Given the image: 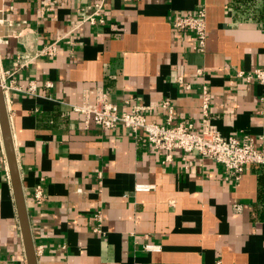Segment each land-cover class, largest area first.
I'll list each match as a JSON object with an SVG mask.
<instances>
[{
  "label": "crops",
  "instance_id": "1",
  "mask_svg": "<svg viewBox=\"0 0 264 264\" xmlns=\"http://www.w3.org/2000/svg\"><path fill=\"white\" fill-rule=\"evenodd\" d=\"M54 1L46 11L44 0H3L0 36V74L37 86L5 98L38 264H264V166L237 184L211 159L176 152L164 163L143 134L87 126L72 109L103 89L121 109L153 105L154 123L169 100L174 124L199 130L207 85L221 133L264 151V85L236 76L264 68V0H108L105 23L82 24L73 45L63 37L98 0ZM200 9L205 52L173 26ZM55 41L56 56H41ZM0 264H28L1 123Z\"/></svg>",
  "mask_w": 264,
  "mask_h": 264
},
{
  "label": "built area",
  "instance_id": "2",
  "mask_svg": "<svg viewBox=\"0 0 264 264\" xmlns=\"http://www.w3.org/2000/svg\"><path fill=\"white\" fill-rule=\"evenodd\" d=\"M108 0H98L93 5V11L87 13L81 10L77 25L63 38L69 45H73L72 33L84 23L93 26L105 23L102 9ZM49 3L46 11L53 10L54 0H44ZM173 26L177 30L189 31L194 33L196 46L195 49L205 52L207 47V21L204 9L197 11V14H183L173 21ZM58 52V41L47 44L40 52L41 56L55 57ZM15 71H5L1 73V86L5 97L12 90H19L29 95H36L37 86L35 82H30L26 88L19 87L13 80ZM199 76H205L204 69H198ZM236 76L247 83L260 82L264 85V68L257 67L251 71H238ZM186 89L190 85L183 83ZM51 87V83H47ZM201 112L202 120L200 129L197 130L193 123L174 124L175 108L171 101L165 100L159 106L163 109L165 119L163 123H154L148 120V113L154 109L153 105H135L121 109L110 95L103 89H98L94 101H91L88 93L84 95L80 105H73L74 112L84 117L85 124L88 126L94 123L104 130L123 128L128 132L139 135L143 134L148 144L155 150L165 154L164 163L173 161L176 152H183L194 156H200L213 160L222 165L225 172L232 180L239 184L244 173L254 166H264V151L257 149V140L251 136L236 137L225 136L213 123L210 115L211 97L209 87L204 85L201 93ZM264 143V135L259 138ZM5 158V156H4ZM152 187L149 185H138L137 191H148ZM37 199L41 198V189L36 191ZM240 207H237L239 209ZM99 219V214L96 215ZM99 231L100 228H96ZM150 251L157 250V246H146Z\"/></svg>",
  "mask_w": 264,
  "mask_h": 264
},
{
  "label": "water",
  "instance_id": "3",
  "mask_svg": "<svg viewBox=\"0 0 264 264\" xmlns=\"http://www.w3.org/2000/svg\"><path fill=\"white\" fill-rule=\"evenodd\" d=\"M3 9H4V3L3 0H0V36L3 35V20H4ZM0 123L3 133L6 157H7L9 171L13 185V192L17 207V213H18L21 231L23 235V241L25 245L27 262L28 264H38L34 240L31 232L28 209L26 205L25 195H24L19 167L17 163V157H16L13 139L10 130L6 98L1 86V74H0Z\"/></svg>",
  "mask_w": 264,
  "mask_h": 264
},
{
  "label": "trees",
  "instance_id": "4",
  "mask_svg": "<svg viewBox=\"0 0 264 264\" xmlns=\"http://www.w3.org/2000/svg\"><path fill=\"white\" fill-rule=\"evenodd\" d=\"M263 178H261V181H262Z\"/></svg>",
  "mask_w": 264,
  "mask_h": 264
}]
</instances>
